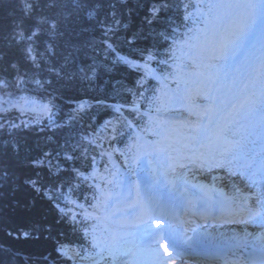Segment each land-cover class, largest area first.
<instances>
[{"label": "snow or ice", "instance_id": "snow-or-ice-1", "mask_svg": "<svg viewBox=\"0 0 264 264\" xmlns=\"http://www.w3.org/2000/svg\"><path fill=\"white\" fill-rule=\"evenodd\" d=\"M17 4L20 15L13 19L4 39L20 53L29 69L22 71L19 61L5 62V53L0 51V113L8 111L5 104L17 110L31 105L30 110H37L35 101L26 97L12 103V89L22 90L20 86L28 83L29 71L33 76L47 73L50 77L32 81L40 87L54 82L65 86L75 81L91 82L90 74H95L101 54L106 64L120 63L140 73V89L150 80L159 84L151 88L150 100L157 114L174 110L173 105L187 112L183 122L186 133L174 138L166 127L170 122L149 117L140 132L156 139L149 141L138 134L125 146L127 151L113 149L125 157L151 149L145 155L158 160L165 170L163 194L156 175L146 176L143 187L137 185L135 191L131 182L127 183V215L140 222L134 241L124 239L116 226V213L109 214L113 194L103 185L115 181L89 172L91 164L86 162L94 164L96 157H89L87 147L70 138L57 149L41 150L33 157L12 132L20 125L7 115L0 116V137H7L0 140L3 154L10 149L19 158L20 166L30 170L23 184L58 212L51 223L24 232V238L40 239L47 233L44 238L54 240V251L70 264H186L185 252L203 250L212 234L207 229L199 232L193 228V235L187 236L174 225L173 209L206 222L209 216L225 223L246 216L241 223L258 225L262 231L254 236L259 246L253 245L260 260L251 259L250 254L243 264H264V0H17ZM42 9L51 10V14ZM138 9H143V15L133 30ZM81 19L88 24L79 30L70 27ZM149 40L150 46H139L141 41ZM124 45L130 50L128 55H135L140 62L122 54ZM81 51L93 54L91 63H76ZM153 63L161 66L159 71ZM132 94L144 96L143 91ZM4 96L9 99L4 100ZM79 107L83 110L85 105L81 103ZM40 111L51 114L47 105H41ZM115 111L120 112V108ZM131 111L140 113L135 101ZM125 123L133 128L131 121L126 119ZM111 133L110 141L124 135L115 126ZM101 155L111 160L112 153ZM77 161L83 170L76 166ZM193 170H219L220 180L231 188V194L215 186L192 184L186 173ZM13 179V173L0 164V186L11 184ZM89 180L93 183L88 186L95 190L94 203L84 197L85 206L79 198L67 196L65 189L75 194ZM209 192L214 195L209 197ZM149 221L155 224L156 231ZM60 226L78 235L92 254H85L83 243L77 247L68 241L67 234L57 230ZM248 235L251 234L240 238L243 243H238L237 248L247 246ZM164 239L171 241L173 251L167 245L163 253L159 251ZM224 264L242 262L225 259Z\"/></svg>", "mask_w": 264, "mask_h": 264}, {"label": "trees", "instance_id": "trees-1", "mask_svg": "<svg viewBox=\"0 0 264 264\" xmlns=\"http://www.w3.org/2000/svg\"><path fill=\"white\" fill-rule=\"evenodd\" d=\"M42 11L45 14H51L49 9H42ZM19 15L17 0H0V51L5 53V62L19 61L21 70L27 71L29 65L23 61L20 53L14 47L9 46L4 39L11 30L13 19ZM142 15L143 9H138L134 17L133 30L139 25ZM87 24V20L81 19L71 24L70 27L79 30ZM72 39L74 43L77 42V38ZM151 43V40L141 41L139 46L146 47ZM129 51L128 46L124 45L122 54L128 56L130 60L136 59L137 62H140L135 55H128ZM92 55L91 52L86 54L81 51L77 56L76 63L80 66L87 65L92 62ZM96 63L95 74H90L92 75L91 82L87 80L75 81L71 86L54 82L51 86L40 87L32 81L34 79H50V77L47 73L33 76L29 71L28 83L20 86L22 90L12 89L14 95L23 91L35 96L39 101L47 102L54 112L55 121L52 124L42 122L27 128L12 130L16 137L31 150V156H38L41 150L53 151L57 149V145H63L65 140L71 138L88 148L89 157H101L106 161L101 153L107 149L112 153L113 158L119 160L117 154L119 151L113 152V149L118 148L126 151L125 146L134 137L132 128L127 127L125 120L131 121L133 128H137L139 131L146 126L142 112L146 109H154V105L150 102L151 88L159 87V84L155 80H150L143 89H140L137 84L140 73L120 63L106 64L103 54L100 55ZM153 67L159 71L161 66L153 63ZM0 76H3V73H0ZM8 79H11L10 75ZM137 91H143L144 96L132 94ZM133 101L140 106L139 114L131 111ZM81 103L85 105L83 110L78 107ZM126 106L131 109H127ZM116 107L120 108V112L115 111ZM2 115L8 117L9 114L0 113V116ZM9 119L12 120V118ZM108 119H111L108 125L111 128L115 126L118 130H122L124 135L110 141L111 128H106L100 134L104 145L98 147L91 139L90 134L96 137L101 124ZM6 138L0 137V140ZM89 141L92 142L91 145H89ZM23 155L22 152L21 157ZM86 163L91 164L92 162L89 160ZM0 164L6 166L14 176L11 184L0 186V264H70L54 251L55 241L44 238L47 233H44L40 239L24 238L22 235L24 232L31 231L34 226L51 223L58 212L46 199L23 184V178L30 174V170L20 166L19 158L10 149L6 154H3V148L0 147ZM76 166L83 170L79 161ZM88 185H90L89 181L75 194L67 189L65 192L68 197L79 198V202L87 206L84 197L88 198V202H92L94 194V189ZM57 230L64 231L67 234V240L73 241L77 247L83 243L85 254L91 252L87 244L78 235L71 233L67 226H60Z\"/></svg>", "mask_w": 264, "mask_h": 264}, {"label": "rangeland", "instance_id": "rangeland-1", "mask_svg": "<svg viewBox=\"0 0 264 264\" xmlns=\"http://www.w3.org/2000/svg\"><path fill=\"white\" fill-rule=\"evenodd\" d=\"M171 88L174 89L175 87L171 86ZM192 88H193V91L195 92V85H192ZM14 97L15 98L12 100L13 104L17 103L19 97H26L30 100L35 101V108L37 109L36 111H32V110H30L32 107L31 105H25V106H23L22 110H17V108H12L11 104L3 105V107L7 108L8 111L6 113H1V114H8V112L13 110L14 112L10 116H12L13 118H17L16 123L20 125V128H22V129L27 128L28 126L39 124L42 122H46L48 124L53 123L54 116H52V112H51V114L41 112L40 106L46 105V104L39 101L35 96H33V95L31 96L28 93L22 91L21 93L14 95ZM3 99L8 100L9 97L4 96ZM78 107H79V105H78ZM171 108L174 110H163L158 115L167 116L168 114H174V115H180L181 114V115L187 116V112L184 110L183 107L173 105V106H171ZM155 115H157V113ZM191 119L195 120V117H191ZM43 120H45V121H43ZM152 120L153 121L158 120V121L163 122L161 119L156 120V119L152 118ZM24 125H27V127H25ZM166 127L168 128L170 135L174 138L178 137L180 134L186 133V131H187V129H185L184 126H181L179 123H174V122H170L169 124L166 125ZM154 139H156V137ZM134 156H135V159L133 158V160L131 161V166L134 169V173L132 174L131 177L134 178V181L139 183L140 178L144 179L149 174L156 175L159 180L160 179L165 180L164 176L162 175L165 170L163 169V167L160 166V163L158 160H152L150 157H147L145 155V150H143V149L139 152H136V154H134ZM105 169H106V167H103V170H102V169H100L99 165L95 164V166L92 168L91 173L103 175L109 179H114L115 182L113 184L103 185V187L105 188L106 191H110L113 194L112 207L108 210V212H109V214L116 213V215L121 218V223H123L121 226L125 227L126 225H124V224L127 223V221H128L127 219L130 218V220H131L132 217H129L127 215L126 205H124V203H122V202L118 203L117 196L121 195L119 200H122L123 198H125L127 196V195L126 196L124 195L122 197V192L127 193V189H125V187L127 185V181H126L127 176L125 175V173H123L122 170L119 169V167L115 163L112 164L111 166L107 167L108 171H105ZM177 171L179 172L181 170L178 169ZM205 171H207V170H204V171L193 170L192 173H186V175L192 184L197 183V184H204L205 185L206 182H199L201 180L205 181L206 177L204 178L200 174L201 172H205ZM113 173H114V176L111 175ZM188 174L194 175V179L191 178ZM209 178L210 177H208V180H209ZM168 179H171V177H168ZM166 183H167V181H166ZM213 183H215V182H213ZM213 183H211V185ZM122 185L124 187H122ZM219 186H222V185L219 184ZM121 189H122V191L120 192L119 190H121ZM123 189H125V190H123ZM226 189L227 188H222L223 191ZM224 192H226V191H224ZM100 214H103V212H101ZM132 220H134V218ZM237 225L238 224H235L232 226H237ZM230 230L235 231L234 228H231ZM134 234L131 236L130 241H134V239H135ZM90 254H92V253H89L88 255H90Z\"/></svg>", "mask_w": 264, "mask_h": 264}, {"label": "bare ground", "instance_id": "bare-ground-1", "mask_svg": "<svg viewBox=\"0 0 264 264\" xmlns=\"http://www.w3.org/2000/svg\"><path fill=\"white\" fill-rule=\"evenodd\" d=\"M200 174L204 178L206 177V179H205V181L201 180L199 182H206L205 185H207L209 187L215 186L216 188H219V189L227 188L224 191H226L229 194H231V188L230 187H225L224 183L221 182L220 177L222 176V173L219 170H213L211 172L205 171V172H201ZM188 175L191 178L194 179V175H190V174H188ZM207 176L210 177L209 180H208ZM213 177H216V179H213ZM160 181H161V183L158 185V189H159V192L163 194L165 192L166 181L163 180V179H160ZM213 182H215V183H213ZM211 183H213V184L211 185ZM195 184H197V183H195ZM219 184H221L222 186H219ZM213 195L214 194L212 192L208 193L209 197H211ZM171 215L175 216V212H171ZM241 219H247V217L246 216H237L235 221H239L240 222ZM136 220H138V219H136ZM197 223H198L197 231L204 232L205 229L201 230L202 225L203 224L207 225V224H210L211 222H209V220H207V222H206L203 219H199L197 221ZM137 225L138 226L140 225L139 220L137 222ZM149 225L151 226L152 229L155 227V224L152 221H149ZM127 226L128 227H126V228L119 226L120 227V234L124 237V239L130 241L131 236L137 231L138 227L137 226H133L132 224H129ZM231 228H234L235 231L230 230ZM178 229H179V227H178ZM207 231L212 234V238L210 240L213 243L222 242V245H221L220 248L231 246L232 249L228 250L229 252H231V251H233V249H236L237 251H242V249L243 250L251 249V248H253V245H256L258 247L259 246V241L254 240V236L259 235L262 230L260 229V227L258 225L241 223L238 226L218 224V226L216 227V230H215L216 232L212 233L211 231H213V229H210V228H207ZM185 233H186L187 236H192L193 235L192 231L191 232L185 231ZM245 233L251 234V235L247 236V246L243 247V248H237L236 245L238 243H243V241L240 238L244 237ZM165 245L169 246V251H173V249L171 248V241L168 240V239H164V240L160 241V245H159V251L161 253H163V248H164ZM237 257L238 256L227 258V260H234ZM197 259L198 260H202L201 258H197ZM198 263L202 264V262H197V264ZM177 264H179V261H177ZM186 264H194V263H192L189 258H186Z\"/></svg>", "mask_w": 264, "mask_h": 264}]
</instances>
